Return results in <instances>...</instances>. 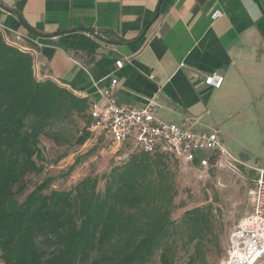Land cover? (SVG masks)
Wrapping results in <instances>:
<instances>
[{
    "label": "crops",
    "instance_id": "1",
    "mask_svg": "<svg viewBox=\"0 0 264 264\" xmlns=\"http://www.w3.org/2000/svg\"><path fill=\"white\" fill-rule=\"evenodd\" d=\"M0 31L39 81L90 105L113 78L119 103L142 108L159 91L162 121L216 131L241 166L264 171V0H0ZM213 72L220 89L205 84Z\"/></svg>",
    "mask_w": 264,
    "mask_h": 264
},
{
    "label": "trees",
    "instance_id": "2",
    "mask_svg": "<svg viewBox=\"0 0 264 264\" xmlns=\"http://www.w3.org/2000/svg\"><path fill=\"white\" fill-rule=\"evenodd\" d=\"M89 109L87 100L66 88L39 81L33 56L0 31V261L151 264L159 254L160 264H176L171 216L178 193L171 165H183L164 155L132 152L109 173L86 177L70 190L53 188L49 177L29 191L28 176L45 171L41 138L70 146L62 135L82 119L76 143L83 144L93 136ZM182 222L195 246L187 264H197L216 236L214 215L196 208Z\"/></svg>",
    "mask_w": 264,
    "mask_h": 264
},
{
    "label": "rangeland",
    "instance_id": "3",
    "mask_svg": "<svg viewBox=\"0 0 264 264\" xmlns=\"http://www.w3.org/2000/svg\"><path fill=\"white\" fill-rule=\"evenodd\" d=\"M77 123V128H71L67 134L62 135L63 138L71 140L70 146L56 144L47 137L41 138L46 157L43 164L45 171L41 175L28 176L29 191L49 177L54 179L53 188L70 190L84 178L102 176L109 173L113 166L122 165L127 161L128 157H125L124 150H117L109 139L97 133L78 145L76 140L85 128V121L77 119ZM64 154L67 157L60 160ZM228 160V157H224L221 166L212 167L207 172L191 169L186 165H171L178 193L171 216L175 223L173 238L179 248L176 264H187L188 259L194 254L195 246L187 241L182 219L187 211L196 208H207L212 211L216 235L208 244L206 259L198 260L197 264H221L225 258L232 255L233 252L230 251L232 236L240 220L251 212V192L255 188L257 175L240 163ZM104 187L105 182L100 181L99 190H104ZM151 264H160L159 254Z\"/></svg>",
    "mask_w": 264,
    "mask_h": 264
},
{
    "label": "built area",
    "instance_id": "4",
    "mask_svg": "<svg viewBox=\"0 0 264 264\" xmlns=\"http://www.w3.org/2000/svg\"><path fill=\"white\" fill-rule=\"evenodd\" d=\"M222 16V11L216 10L211 18L216 21ZM15 37L17 41L23 38L19 33ZM5 39L19 47L6 36ZM115 66L117 70L122 69L124 61H117ZM149 78L155 80L153 75ZM223 83L224 77L219 73L213 72L205 77V84L213 89H220ZM117 84L118 80L113 78L110 87L98 89L102 103L90 105L92 123L88 131L109 139L117 150L125 151V157L132 152L161 154L170 161L201 172L221 166L224 157L237 162L224 149L216 131H199L162 121L157 116L162 108L159 91L148 99L144 107L137 108L117 101L114 96ZM258 173L251 192V212L235 228L230 248L233 253L221 264H257L264 258V171L258 170Z\"/></svg>",
    "mask_w": 264,
    "mask_h": 264
}]
</instances>
